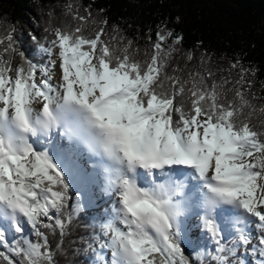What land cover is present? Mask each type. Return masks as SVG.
I'll return each mask as SVG.
<instances>
[{
	"label": "snow or ice",
	"instance_id": "6c2138e0",
	"mask_svg": "<svg viewBox=\"0 0 264 264\" xmlns=\"http://www.w3.org/2000/svg\"><path fill=\"white\" fill-rule=\"evenodd\" d=\"M104 35L101 28L85 36L82 24L57 28L51 47L40 46L48 56L59 50L53 84L57 61L50 68L18 52L15 28L0 34V264H56L44 230L63 237L73 212L71 170L45 147L54 132L98 158L115 196L92 237L95 264H230L236 248L221 223L232 217L259 230L253 251L264 264V107L240 88L225 89L230 81L169 75L174 49L162 45L171 33L158 32L143 60L132 41ZM16 55L22 63L14 64ZM191 208L203 210L199 227L215 244L194 249V258L181 244L180 218ZM236 233L240 245L252 244L250 232Z\"/></svg>",
	"mask_w": 264,
	"mask_h": 264
},
{
	"label": "trees",
	"instance_id": "16d2710c",
	"mask_svg": "<svg viewBox=\"0 0 264 264\" xmlns=\"http://www.w3.org/2000/svg\"><path fill=\"white\" fill-rule=\"evenodd\" d=\"M76 14L86 21L73 19ZM81 24L85 36H94L103 28L105 41L111 37L117 38L113 43L132 41V49H138L136 58L141 60L146 52L151 53L158 32L166 36L171 33L162 45L165 50L174 49L166 69L169 75L188 79V73L199 71L209 84L230 81L225 89L240 88L257 109L264 107V0H0V34L15 28L18 52L24 51L38 65L50 61L40 46L51 47L57 28L75 29ZM20 63L16 55L14 64ZM174 68L180 71L173 73ZM209 71L213 74L210 78ZM245 82H250V88ZM227 95L232 99L234 91ZM252 123L257 124V119ZM69 194L72 199L68 211L73 216L65 235L44 230L54 260L56 264H95L98 248L92 237L101 231L105 205L91 199L73 211L81 198L78 191ZM26 236L33 241L39 239L31 230ZM237 242V234L226 241L229 248ZM181 244L192 258L194 249L204 252L208 251L206 247L209 251L215 248L208 236L199 240L187 235ZM237 257L236 250V255L228 257L230 263Z\"/></svg>",
	"mask_w": 264,
	"mask_h": 264
},
{
	"label": "bare ground",
	"instance_id": "6f19581e",
	"mask_svg": "<svg viewBox=\"0 0 264 264\" xmlns=\"http://www.w3.org/2000/svg\"><path fill=\"white\" fill-rule=\"evenodd\" d=\"M58 48H53L52 55L50 56V61L55 60L57 61V65L54 68H51L50 61L49 67L51 68V74L53 75V84L58 83V78L60 75L59 70V60H58ZM57 137L63 138L62 143L58 140L55 143ZM45 147H47L50 151L55 152L57 157L63 161L68 169L71 170V181L77 187H80L82 190L88 191L91 190L94 186L93 193L101 197L102 199H108L109 203L107 206V214L111 212L112 206L115 202L114 194L110 193L106 190V183L105 177L103 174L102 169L97 166V159L96 157L90 156V154L84 149L82 146L79 148H75L73 146V142L68 140L66 137H62L60 132H54L50 141L45 142ZM81 167L82 171L78 174H75L76 168ZM177 179H184L183 177H177ZM186 183L189 186H195L197 181L193 179H188ZM88 189V190H87ZM187 191V190H186ZM202 209L191 208L184 216L180 218L181 220V228L182 234L185 232L187 226L193 220V223L200 224V220L197 216V213L202 214ZM106 214V216H107ZM105 216V217H106ZM227 225V229L230 231L236 230V228H240L243 225H247L246 223H238L235 217L225 221ZM254 226V225H253ZM200 232L203 234L205 233L202 227H199ZM255 240L252 241V244L248 246H241L240 248V256L237 260L232 264H240L243 261V264H259L260 260L262 259L259 256L258 251H253V246L257 244V237L259 236V230L254 227ZM11 232V230H9Z\"/></svg>",
	"mask_w": 264,
	"mask_h": 264
},
{
	"label": "rangeland",
	"instance_id": "374dc122",
	"mask_svg": "<svg viewBox=\"0 0 264 264\" xmlns=\"http://www.w3.org/2000/svg\"><path fill=\"white\" fill-rule=\"evenodd\" d=\"M30 18H31V17H30ZM25 27H26V29H29L28 26H25ZM49 60H50V56H49ZM47 65H49V61H48V64H47ZM37 78L39 79V76H37ZM62 139H63V138L57 137L56 140H55V142H54V146H55L56 141H58V140L62 143ZM78 168H79V169H78ZM81 171H82V168H81V167H77V168H76V171H75V174H78V173H80ZM71 184H72V188H71V190H75L76 188H79L82 192H84V190H82L80 187L75 186V185L73 184L72 181H71ZM87 190H88V189H87ZM85 191H86V190H85ZM89 194H90V198H95V199L98 200L99 202H104V203H105L104 214H105V216H106V214H107L106 209H107V206H108L109 200H108V199H102L101 197L96 196V195L93 193V190H92V189L89 191L88 195H89ZM80 198H81V199H80L79 207L83 206V205L87 202V201H86L87 198H83V197H82V194H80ZM221 227H222V229H223V234H224V235H227V236L230 235V236H231V235H236V234H237V233H236V230H233V231L228 230V229H227V225H226L225 222L221 223ZM240 228H243L246 232H250V233H251V236H252V241L255 240V238H254L255 230H254V226H253V225H249V224H247V225H243V226L240 227ZM26 231H28V229H26ZM185 232H186V235L188 234V235H190L192 238L199 239V240H203L204 236H207V235H208L206 232L202 234V233L200 232V230H199V225H198L197 223H193V220H191V222H190L189 225L187 226ZM185 232H184V233H185ZM184 233L181 235V239L183 238ZM8 235H12V236H14L12 232H9ZM241 246H242V245H240L239 242H237L236 245H235V248H236L237 253H238V257L240 256V248H241ZM238 257H237V258H238ZM236 260H237V259H236ZM236 260H235V261H236ZM235 261H234V262H235ZM234 262H233V263H234ZM230 264H232V263H230Z\"/></svg>",
	"mask_w": 264,
	"mask_h": 264
}]
</instances>
